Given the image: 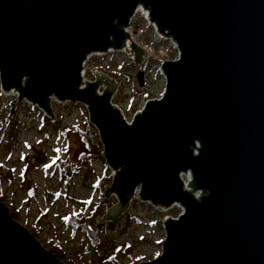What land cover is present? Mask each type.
Returning <instances> with one entry per match:
<instances>
[{"label": "water", "instance_id": "1", "mask_svg": "<svg viewBox=\"0 0 264 264\" xmlns=\"http://www.w3.org/2000/svg\"><path fill=\"white\" fill-rule=\"evenodd\" d=\"M140 7L178 57L160 66L161 97L128 125L113 79L78 87L82 64L120 48ZM0 85L47 114L52 95L86 105L112 169L105 197L119 202L97 222L134 193L158 211L182 205L163 220L160 255L140 264H264V0H0ZM187 172L199 200L182 188ZM0 264L63 263L0 202Z\"/></svg>", "mask_w": 264, "mask_h": 264}, {"label": "rangeland", "instance_id": "2", "mask_svg": "<svg viewBox=\"0 0 264 264\" xmlns=\"http://www.w3.org/2000/svg\"><path fill=\"white\" fill-rule=\"evenodd\" d=\"M130 27L135 45L146 54L141 65H136V57L127 52L94 54L82 64L85 77L78 87L86 89L87 83L96 81L98 73L109 81L113 79L116 91L111 104L123 113L128 125L145 102L161 97L165 79L160 75V66L176 58L174 45L166 39L157 40L154 30L147 28L139 13ZM138 72H143L141 87L136 80ZM25 82L26 78L21 81L23 87ZM103 85L97 88L98 95L103 94ZM18 97V92L16 96H5L0 85V202L10 217L45 250L57 255L53 248L59 249L58 260L63 264H140L160 255L165 236L163 220L176 219L180 213L176 205L158 211L148 202L136 199L134 193L126 211L112 220L99 222L105 229L94 246L86 233L68 224L88 217L100 207L104 187H110L111 183L100 188L98 179L104 172L111 175L112 169L102 155L86 163L87 169L78 158L82 145L75 128L82 130L89 122L85 104L59 101L52 95L49 97L52 116H49L42 109L30 106L31 102L27 104L25 98L18 101ZM98 140L96 135L94 142ZM197 149L193 151L195 155ZM59 160L66 165H60ZM70 166L78 169L77 172L73 173ZM190 180L193 182L192 175ZM196 192L193 196L199 200L201 196L195 197ZM107 199L112 204L99 219L119 203L115 194Z\"/></svg>", "mask_w": 264, "mask_h": 264}, {"label": "trees", "instance_id": "3", "mask_svg": "<svg viewBox=\"0 0 264 264\" xmlns=\"http://www.w3.org/2000/svg\"><path fill=\"white\" fill-rule=\"evenodd\" d=\"M148 96V95H146ZM76 134L78 135V139L82 145V149L79 152L78 155L79 160H81V164L86 165V163L90 162L91 160H95L97 156H99L101 152V146L97 142H94V139L96 138V133L93 129V127L86 123L84 128L80 130V128H75ZM66 131V132H65ZM65 133H68L67 130H64ZM60 165L64 166L66 164H62L61 160L58 161ZM70 170L73 173L77 172V169L73 166H70ZM107 172L103 173V176L98 179V185L101 188L104 185H108L111 182V178L109 175H106ZM111 201L105 199L103 196L100 199V207L95 208L92 213L88 217H83L81 219H75L71 222H68L70 226H73L74 228L83 231L88 236V239L90 240L91 245H97L100 240L101 236L103 234V229H105L104 225H98L96 223V218L100 217L103 213V210L107 209L111 206ZM54 250H57L56 258L58 259V256L61 255L60 250L56 247L53 248ZM61 257V256H60ZM110 260V259H109ZM111 262L113 260H110Z\"/></svg>", "mask_w": 264, "mask_h": 264}, {"label": "bare ground", "instance_id": "4", "mask_svg": "<svg viewBox=\"0 0 264 264\" xmlns=\"http://www.w3.org/2000/svg\"><path fill=\"white\" fill-rule=\"evenodd\" d=\"M138 12L137 13H139L140 15H141V17L142 18H144V19H146V20H142V21H144V22H146L147 21V23H152L148 18H149V14H148V12L146 11V10H144V9H142L141 7L140 8H138V10H137ZM131 25V22H129L128 23V26L124 29V32H126L128 35H130V34H132V31H131V27H129ZM147 28H148V26H147ZM146 28V29H147ZM145 29V30H146ZM154 32H155V36L157 37V40L158 39H160V40H164V39H166V40H169V39H167L164 35H162L159 31H158V29H157V27H156V29L154 30ZM126 37H128L127 35H125ZM130 41V40H129ZM170 41V40H169ZM129 44L130 45H133L134 46V43L132 42V41H130L129 43H128V45L125 47V49H124V52L126 53H129ZM174 45V44H173ZM135 47V46H134ZM139 47H137V49H138ZM140 49V48H139ZM174 51L176 52V58L174 59V60H177V57H178V50H177V48H176V46L174 45ZM97 54H99V53H97ZM144 55L146 56V54L144 53ZM170 61H172V60H170ZM161 75H162V73H160ZM98 75H100V76H104L103 74L101 75L100 73H98ZM84 77H85V74L83 75ZM163 76V75H162ZM103 80V79H102ZM107 80H109V79H107ZM114 83H115V81H113ZM5 93V96H7V97H12V96H16V91L15 90H11L10 92H8V93H6V92H4ZM159 99V98H158ZM30 102H28L27 101V104H29ZM31 105L30 106H32V107H36L37 109L39 108L38 106H36V105H33L32 103H30ZM148 104V103H147ZM146 109V108H145ZM145 109H143V111L141 112V113H143L144 111H145ZM133 125V124H132ZM195 147H199L198 145H195ZM194 151H196V150H194ZM193 154L195 155V152H193ZM196 156V155H195ZM180 179H181V183H182V188H184L187 192H190V185H191V183H190V180H188L187 178H186V176H185V174H181L180 175ZM197 191H199L200 192V196H202V194H201V191L200 190H197ZM194 192V191H193ZM192 192V193H193ZM193 199H194V197H193ZM200 199V198H199ZM197 200V199H196ZM173 205H176L175 207L177 208V209H179L180 210V213L178 214V215H176V219H174V218H171L172 220H178V218H179V216L180 215H182L183 213H184V208L182 207V205H180L179 203H177V202H175ZM173 205H171L172 207H174ZM169 207V209L170 208H172V207ZM168 210V209H167ZM178 217V218H177Z\"/></svg>", "mask_w": 264, "mask_h": 264}, {"label": "built area", "instance_id": "5", "mask_svg": "<svg viewBox=\"0 0 264 264\" xmlns=\"http://www.w3.org/2000/svg\"><path fill=\"white\" fill-rule=\"evenodd\" d=\"M137 12L138 11H136V13L134 14V16L130 19V21L129 22H131L132 21V19L135 17V15L137 14ZM140 15V14H139ZM140 17H141V15H140ZM142 18V17H141ZM149 19V18H148ZM142 20H146V19H144V18H142ZM147 22V21H146ZM147 26L149 27H152V29L153 30H155L156 28L154 27V25L153 24H151L150 22L149 23H147ZM130 27V26H129ZM133 35V34H132ZM132 41L134 44H135V39L134 38H132V36H131V34L130 35H128V42L127 43H129L130 41ZM120 53H124V49H122V51H119ZM92 56V55H91ZM91 56H89V57H91ZM88 57V58H89ZM88 58H87V60H88ZM86 60V61H87ZM84 75V70H83V68H82V71H81V81L83 82V76ZM82 84V83H81ZM122 116H123V120L127 123V120L125 119V117H124V115L122 114ZM128 124V123H127ZM195 154H196V152H195ZM185 176H186V178L188 179V180H190L191 179V174H190V172H187L186 174H185ZM190 183H191V180H190ZM189 189H191V188H189ZM200 196V192L199 191H197L196 193H195V197H199Z\"/></svg>", "mask_w": 264, "mask_h": 264}, {"label": "flooded vegetation", "instance_id": "6", "mask_svg": "<svg viewBox=\"0 0 264 264\" xmlns=\"http://www.w3.org/2000/svg\"><path fill=\"white\" fill-rule=\"evenodd\" d=\"M128 37H124V39L122 40V44H121V47L118 48V49H115L116 53L119 54V51L122 50V49H125V47L128 45ZM129 54L132 55V56H139L140 60L142 59V57L139 55V52L138 50L133 46V45H130L129 44Z\"/></svg>", "mask_w": 264, "mask_h": 264}]
</instances>
